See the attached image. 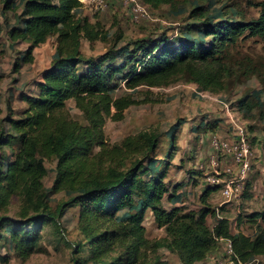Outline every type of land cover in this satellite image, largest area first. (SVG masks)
Here are the masks:
<instances>
[{
	"label": "trees",
	"instance_id": "obj_1",
	"mask_svg": "<svg viewBox=\"0 0 264 264\" xmlns=\"http://www.w3.org/2000/svg\"><path fill=\"white\" fill-rule=\"evenodd\" d=\"M142 1L156 7L172 2ZM259 1L256 19H237L234 12L233 17L219 18L196 6L183 19L175 38L162 36L135 41L132 47L114 46L89 60L81 51L82 42L105 41L107 35L98 23L81 16L84 4L79 0H6L0 30L5 31L11 47L26 46L15 72L20 73L23 65H33L35 49L51 38L56 40V51L40 80L25 84L30 89L19 97L27 105L22 117L0 111V256L4 249L22 260L45 253L48 227L54 226L64 239L61 220L67 209L75 207L79 239L66 243L72 264H169L161 249L182 264H198L220 253L222 240L232 242L243 263L264 257V230L253 237L233 232L230 221L207 203L208 190L205 206L199 210L166 206L173 197L165 181L166 169L153 156L159 148L157 133L142 132L114 146L107 145L103 133L111 107L117 111L112 118L122 120L124 111L136 102L131 94L112 96L117 78L126 79L127 88L136 89L188 77L202 91L222 92L234 72L227 59L229 48L244 36L264 39V0ZM69 100L75 101L86 124L68 116ZM239 106L246 111L247 101H240ZM179 128L174 125L169 133L173 151ZM50 158L56 167L47 192L45 162ZM64 192L71 196L68 202L52 208L51 196ZM16 196L20 207L12 217L8 210ZM147 212L165 231L164 237H147ZM247 218L251 223H264V212Z\"/></svg>",
	"mask_w": 264,
	"mask_h": 264
},
{
	"label": "rangeland",
	"instance_id": "obj_2",
	"mask_svg": "<svg viewBox=\"0 0 264 264\" xmlns=\"http://www.w3.org/2000/svg\"><path fill=\"white\" fill-rule=\"evenodd\" d=\"M5 1L0 0V26L4 24L2 13L5 10ZM132 1L106 0L107 8L104 11H96L92 2L84 5L81 16L91 23H98L107 35L105 41L92 44L88 41L82 42L81 51L89 60L98 59L114 46L132 47L135 41L162 36L175 38L180 33L178 27L183 25V19L196 6H203L211 16L216 14L219 18L229 15L233 17L234 13H238L237 19L244 21L258 18L260 12L259 0H172L171 3L158 7L147 5L142 0ZM137 6L145 10L148 16L143 17L142 13L137 12ZM7 16L12 20L13 14L9 13ZM25 51V45L11 47L5 31L0 30V111L7 110L16 118L22 117L20 114L27 108L19 99L23 91L30 89L25 84L40 80L42 73L49 68L55 55L56 40L51 38L35 49V63L23 65L20 73H16L19 57ZM227 57L234 72L226 80V88L220 93L202 91L188 77L167 85L140 86L136 89L127 88L126 79L117 78L110 91L112 96L116 99L131 94L136 102L124 111L122 120L112 118L117 111L111 107V115L105 118L103 133L109 146L120 145L127 138H136L142 132L157 133L159 148L153 156L160 159L162 167L166 169L165 181L170 189L169 195L173 197L166 202V206L177 205L187 211L199 210L205 206L203 200L208 190L207 203L218 211V216L230 221L233 232L253 237L264 230L261 220L251 223L247 218L252 213L264 212V39L244 36L235 46L229 48ZM19 76L21 80L15 83L14 80L20 79ZM242 100L247 101L246 111L239 106ZM225 104L229 105V110ZM67 109L72 120L86 124L74 100L67 102ZM228 112L234 122L246 130L252 152L251 168L244 180L243 192L239 199L232 202L225 201L221 187L213 189L206 182L207 176L214 173L210 167L211 157L214 155L211 137L217 136L228 141L236 138L237 130ZM177 124L180 128L174 135L176 151H173L170 149L169 133ZM167 153L171 154L170 158ZM35 154L38 158L42 157L37 147ZM220 161L221 178L236 177L238 167L235 162L225 157H221ZM45 164L49 173L44 183L49 192L55 178L56 162L50 158L46 159ZM130 164L131 160H127L126 165ZM227 169H231L232 173H225ZM70 197L67 192L52 195V208L68 202ZM19 207L20 200L16 196L8 215L16 216ZM77 215V210L72 207L67 209L61 220L64 239L54 226L48 227L43 246L45 253L22 260L4 249L1 251L0 264H72L66 243L79 239ZM208 222L213 224L210 218ZM145 227L149 239L165 236V231L157 226L150 212H147ZM220 250H223V245ZM160 254L169 264H182L177 256L167 250L161 249ZM254 261L264 264V257ZM198 264L207 262L205 260Z\"/></svg>",
	"mask_w": 264,
	"mask_h": 264
},
{
	"label": "built area",
	"instance_id": "obj_3",
	"mask_svg": "<svg viewBox=\"0 0 264 264\" xmlns=\"http://www.w3.org/2000/svg\"><path fill=\"white\" fill-rule=\"evenodd\" d=\"M79 1L84 5L89 2L94 3L93 5L96 11H104L107 8L106 0H89L88 2H86L87 0ZM136 11L142 13L143 17L148 16L147 12H145V10L143 11L139 6H137ZM225 106L226 109L229 110V105L225 104ZM229 118H232L231 120L237 130L236 138L228 141L217 136L211 137L210 142L214 155L211 157L210 167L214 173L207 176L206 179L208 185L222 188V195L226 202H232L241 197L244 188V180L247 178L251 168L250 157L252 153L246 130L234 122L231 114H229ZM221 157L231 158L235 162L238 167L236 177L227 179L221 178ZM225 173L230 174L232 173V170L227 169L225 170ZM221 242L224 245L223 250L217 255L210 256L206 261L207 264H257L258 260L256 262L253 260V262L250 263H243L236 257L233 244L230 240H222Z\"/></svg>",
	"mask_w": 264,
	"mask_h": 264
}]
</instances>
